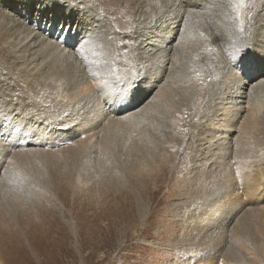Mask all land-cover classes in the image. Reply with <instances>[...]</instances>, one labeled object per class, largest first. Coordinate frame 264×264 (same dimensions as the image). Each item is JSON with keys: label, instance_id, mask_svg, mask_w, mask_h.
<instances>
[{"label": "rangeland", "instance_id": "1", "mask_svg": "<svg viewBox=\"0 0 264 264\" xmlns=\"http://www.w3.org/2000/svg\"><path fill=\"white\" fill-rule=\"evenodd\" d=\"M12 1L16 0H2L0 12L8 13L19 21L27 17L26 26L31 27L35 21L36 10L30 9V14L24 17V12H16L17 5H12ZM20 1L22 3L26 0ZM27 1L38 6L41 4L40 0ZM44 1L46 3L43 9L46 8L47 12L44 18H38V22L42 24L40 27L45 28L52 19L54 23L48 26H52L54 30L59 28L62 36H78L77 44L89 40L85 45L87 63L79 66L80 63L68 60L48 46L42 53V64L34 71L28 72L19 54L17 56L9 53L7 49L17 35L18 28L12 23L7 26L4 20H0V106L2 104L5 109L0 111L1 130L19 115L17 111L23 113L21 110L25 104L31 111L44 113H50L52 109L63 106L68 92L89 68L101 74L100 76L107 77L113 70L116 71V68L120 69L122 66L123 73L130 74L129 80L124 82L126 85L133 83L129 92H135L139 87L138 81H142L146 76V73L142 74L145 68H142L139 50L148 44L149 36L164 34L163 29L168 28L169 17L166 13L157 12L173 2ZM194 1L183 0L184 4H187L183 8L186 14L179 27L182 40L176 49V62L173 65L178 78L171 83L168 103L154 114L156 119L151 120L152 125H141L143 130L139 125L140 130L136 127L131 135L124 134L125 132L122 134V131L103 134L105 150L101 152L91 143H86L83 146L76 145L66 155L61 153L45 160L41 153L48 149L47 147H29L35 150L29 160L17 159L6 168L4 174L3 170L0 172L1 264H187L186 258L189 255L186 256V252L191 251L196 254L195 257H201L203 251L197 245H190L195 241V244L200 243L196 230L201 227V231H204L202 227L205 226L206 229L207 225L206 220L202 224L198 221L201 220V205L198 201L202 197H212L203 195L201 191L215 188L216 185H213L215 180L199 176V171L205 173L204 166H197L193 159L195 133L202 124V130L207 124L202 123L205 118H200L199 113L207 101H213L216 105L221 100H212L216 88L214 84L217 85L222 80L221 75L227 70L226 67L238 76L244 75L246 70L243 68H250L249 64L256 62L258 67L255 68V64L253 70L263 67L264 55L260 49L264 45V0H245L243 31L240 30L239 21L235 20L232 8L235 0ZM56 8L58 12L54 13ZM120 11L122 17L118 15ZM139 12L151 15L141 17ZM5 17L9 18L8 15ZM80 23V31H77ZM43 31L40 28L36 30L37 33ZM46 32L44 31V34ZM76 32L78 35H75ZM47 36L50 37L49 34ZM57 37L58 35L55 38ZM156 37L152 38V43ZM176 37L179 38L178 35ZM177 38L173 42L174 45L178 42ZM244 45L247 47L243 48ZM63 46L65 44L61 45ZM238 48L241 51L236 53ZM234 53L235 59H231ZM228 61H231V64ZM134 71L136 75L132 76ZM108 77L110 80L106 79L107 81L116 83L113 75ZM238 84L239 81H236L234 88H237ZM6 91L11 95L10 98L22 95L19 98L21 102L11 103L15 109L7 107ZM262 93L258 98L261 101L264 98ZM103 94L101 93V96ZM139 95L142 97L143 94ZM149 96L150 94L146 96L144 102ZM227 96L229 93L222 95L220 91V97L225 99ZM215 109L216 106L213 105L208 111V119L213 118ZM175 115H178V118ZM262 115L264 116V113ZM19 116L26 120L33 119L24 113ZM170 116L174 117L170 120L178 119V130L176 127L162 124L167 122ZM56 123L61 124L58 121ZM58 126L64 127L61 128L62 133L69 132L66 131L67 125ZM262 127L260 137L264 139V123ZM55 131L53 128L52 132ZM83 133L85 132L77 133L75 141L80 137L84 138ZM134 144L137 146H133ZM140 145L148 147L151 151L141 150ZM62 147L63 145L57 146L55 149ZM141 152L144 153V158ZM160 156L163 157L164 164L161 163ZM137 162L145 166L140 173L137 172ZM157 167L161 169L158 172ZM195 192L198 193L197 196ZM190 202H194L193 205H189ZM260 206L263 207L264 202L260 203ZM207 229L210 230L209 225ZM239 232L243 236L245 246L255 248L254 242L258 235L253 226L245 224ZM182 248H188L184 255L179 253ZM221 250L223 257L208 261L213 263L207 264H223L226 260L228 263L229 260L225 256L236 261L240 259L238 264H264V258L258 250H253L254 256L249 257V254L244 252L245 249H238L230 238L223 242ZM244 255L248 257L243 258Z\"/></svg>", "mask_w": 264, "mask_h": 264}, {"label": "bare ground", "instance_id": "2", "mask_svg": "<svg viewBox=\"0 0 264 264\" xmlns=\"http://www.w3.org/2000/svg\"><path fill=\"white\" fill-rule=\"evenodd\" d=\"M138 1L139 0H134V3H137ZM189 1L195 2L194 0ZM236 2L237 0H235L234 3ZM40 3V6L35 5L33 2L30 3L27 0L22 3L20 0H16L11 3L12 5H17L16 12L19 10L20 14L24 12V17H26L27 14H30V9L36 10L34 14L35 21L33 24L31 23V27L26 26L27 17L23 18L22 21H19L8 13H4L3 11L0 12V20H4L7 26L12 23L14 27L18 28L17 35L14 36L13 40L7 47L8 52L14 53L17 56L19 54V57L24 60V64L26 65L22 64L28 69V72L34 71L42 64V53L48 46H50L54 52L58 51L60 55L65 56L68 60H72L74 63H80L79 66H82L83 64L86 65L85 61L82 60L80 55L74 50L75 46L80 45V42L77 44L78 36L76 37L69 34L66 37L64 35L62 36V33L58 31L59 28L54 30L52 26H48L54 23L52 19H50L49 24L45 28L40 27L42 24L38 22V18L40 16L41 18H44L47 12L46 8L43 9V5L46 2L40 0ZM1 4L2 0H0V11L2 10ZM185 5L187 4H184L183 0H173L169 6H165L158 10L157 14L166 13V16L169 17V22L167 24L168 28L163 29L164 34L162 35L157 37L149 36L147 39L148 44L145 46L143 45L144 47L139 50L142 59V68H145L142 71V74L146 73V76L142 81H138L139 87L135 92H129V88H131L130 86L133 85V83H128V85H126L124 81H115L116 83L111 82L114 90L109 92L105 88L103 79H109L108 76L111 74H107V77H102L99 73H97L96 76H92L89 74V71H84L85 73L82 72L84 73L82 78H78V82L76 81L77 83L75 82L76 84H73L74 87L66 95V103L62 104L63 106L52 109L50 113H44L43 111H31L28 105L25 104V107H22L24 109H22L21 112H23L24 115H28V117H33V119L29 120L24 119L23 116H19L20 114L23 115V113L17 111V114L19 115L14 118L12 117V122L5 125L2 130L0 129V172L3 170L4 174L6 168L15 163L17 159L24 161L29 160L32 154L35 153V150L29 147H47L48 149L41 153L44 155L43 157L45 160L58 154L60 155L61 153L66 155L67 152L76 145L83 146L84 144L86 145V143H91L94 148L99 150H97L98 152H101L105 150V146L103 145V134L111 131H122V134L125 132L124 134L127 133L131 135L139 125L141 130L144 129H142L141 125H145L146 123L152 125L151 120L153 118L154 120L156 119L154 114L157 113L159 109L161 110L164 104L168 103L167 99L171 83L178 78V76L175 75L173 65L174 62H176V49L182 40V32L179 31V27L184 14H186V11L183 9ZM120 10L123 11L124 9ZM244 10L245 7L241 9V20H243L244 17ZM121 11L118 13L120 16L122 15ZM172 11L174 12L170 13ZM55 12H58V8L55 9L54 13ZM7 15L9 18L5 17ZM139 15H141V17L147 15L149 17L151 13L142 14L139 12ZM81 25L82 23L78 25L76 29L77 31H80L78 28H80ZM39 28L47 32L45 34L44 31L42 33H37L36 30ZM179 32L181 35L178 34ZM48 34L50 37L47 36ZM79 34L81 35V32ZM57 35L58 37L55 38ZM75 35H78V33L76 32ZM177 35L179 38L176 37ZM154 37L156 38L152 43V38ZM176 38L178 39V42L174 45L173 42ZM63 44H65V46L61 47ZM86 51L87 50L85 49V55L87 54ZM37 52L41 53L37 54ZM260 52H263L264 55V45L260 49ZM228 63L231 64V61H228ZM228 63L225 64L224 67H226ZM168 64L170 65L169 69L167 67ZM255 64L256 62L253 63V65L249 64L250 68H243L246 70V72H243V76L242 74L238 76L237 73H233L232 69L229 70L228 67H226L227 70L221 75L222 80L220 81L222 87H220V81H217L218 84H214V86H216L215 93L211 91L214 93L212 100H215L216 98H220L221 100L216 105L213 101H207L206 106H204L199 113L200 118H205L202 123L206 122L207 124L205 125L206 127H204V130L201 129L202 124L195 133L196 138L193 139L195 144V154L193 159L195 163H197V166H204L205 173H200L199 171V176H205L206 179L209 178V180H215L213 185H216V187L212 189L207 188L201 191L203 195L207 194V197L208 195L212 196L210 198L202 197L203 200H200L199 198L198 201L201 205L200 214L202 216H199L201 220L198 221H201L202 224L206 220L207 225L206 229L205 226L202 227L204 228V231H201V227L199 230H196L198 232L196 233V237L200 243L195 244V241L193 242L194 244L190 245H197L203 252L200 254L201 257H195L196 254H192L191 251L190 253H185V250L188 248H182L180 250L182 252L179 251V253L182 255L185 253L186 256L187 254L189 255V257L186 258L187 264H207L208 261L218 259L222 256V244L227 238H230L238 249L244 248V252L248 253L249 257L254 256L252 255L253 250H258L264 258V206H260V203L264 202V139L260 137V131L262 130L264 123V116L262 115V113H264V98L263 101L258 99L259 94L264 92V65L259 70H253ZM85 67L86 66L83 68L85 69ZM257 67L256 64L255 68ZM77 69L78 68H75V70ZM78 70L81 71V69ZM123 72L124 70L121 66L120 69L116 68L115 74L121 77L130 75L126 72L124 74ZM114 77L115 76H113V79ZM236 81H239V84L237 85V88H234ZM108 82L110 83V81ZM121 88H123L124 91L117 94ZM220 91H222V95L229 93V96L225 99L220 97ZM101 93L104 94L101 96ZM141 93L143 94L142 97L139 95ZM149 94L150 96L147 101L144 102L146 96ZM2 95H4V93ZM6 95L8 96V98L5 99L8 101L6 103L7 107L10 106L11 109H15L14 105L13 107L11 106V103L13 101H16L17 103L21 102L19 98L22 97V95L17 97L18 99L16 97L10 98L9 96L11 95L8 91L5 92V96ZM211 97L209 98L211 99ZM213 105L216 106L213 113L214 116L212 115L213 118L210 117V119H208V111ZM0 109V111L5 110L3 109L2 104ZM36 115L38 116L36 117ZM175 116L178 118V115ZM172 118L174 117H168V121H162V124L164 126L169 125L173 128L176 127L178 130V119L170 120ZM57 121L61 124H57ZM58 125H67L68 128L66 131L69 132H66L65 134L62 133L61 128L64 129V127L61 126L59 128ZM46 127L48 129H46ZM139 127L137 129H139ZM53 128L56 130L55 132H52ZM45 131H47V140L45 137ZM71 131H75V133H70ZM80 131L85 132L83 133L84 138L79 136L81 139L78 137L79 139L75 141L78 135L77 133ZM43 140H45V142ZM62 145V148L55 149L57 146L61 147ZM133 146L136 147L137 145L134 144ZM142 146L140 145V148ZM51 147H54L55 150H50ZM142 149H145L144 151L146 152L151 151L148 147H142L141 150ZM141 154H143L144 158V153L141 152ZM197 156L198 158L196 159ZM160 157L162 158L161 163L164 164L162 162L163 157ZM137 164L139 165L138 162ZM60 166H62V164ZM133 166L131 165V167ZM137 167L138 171H136L138 173L142 172L145 168L143 164H140ZM159 170L161 169L157 167L156 172ZM215 175L216 177H214ZM195 193V196H197L198 193ZM192 198L194 199V196H192ZM197 199H195V203L197 202ZM192 203L194 202H190L189 205H193ZM177 205L183 207L180 204ZM232 223H234L233 226ZM245 224L252 225L254 231L258 235V238L254 242L255 248L253 249H251L253 246L251 248H249L250 246H245L242 240L243 236H241L239 232L241 227L245 226ZM208 225L210 226V230L207 229ZM207 243H209V245ZM247 244L249 245V243ZM244 257L246 256L244 255L243 258ZM225 258L228 259L229 262L226 263V260L223 264H238L240 261V259L239 261H236L235 259H229L226 256ZM246 260L248 261V259ZM263 261L264 260H262V262Z\"/></svg>", "mask_w": 264, "mask_h": 264}, {"label": "snow or ice", "instance_id": "3", "mask_svg": "<svg viewBox=\"0 0 264 264\" xmlns=\"http://www.w3.org/2000/svg\"><path fill=\"white\" fill-rule=\"evenodd\" d=\"M244 7H245V0H237V2L234 3V4L232 5L233 10L235 11V20H236V21H239V25H240V30H241V31H243V27H242V25H243V20H241V9H243ZM89 42H90L89 40H84V41L81 42V44H80L78 47H76V48L74 49V50L76 51V53H77L78 55H80L81 59L85 61V63H87V57H86V55H85V45H87ZM242 47H243V48H246L247 45H244V46H242ZM240 51H241V49L238 48V49L236 50V53H239ZM236 53L232 54L230 58H231V59H235V55H236ZM241 58H242V56H241ZM241 58H240V59H241ZM88 71H89V74L92 75V76H96V75H97V73L93 72V71L91 70V68H89ZM111 75L115 76V79H116L117 81H126V80H129V76H128V75H125V76L121 77V76H119V75H116L114 70L111 72ZM135 75H136V73H135V71H134V72L132 73V76H135ZM197 76H199V73H197ZM103 83H104V85H105V88H106L109 92H111V91L114 90L112 84L109 83L107 80L103 81ZM123 91H124L123 88H121V89L118 91L117 94H120V93H122Z\"/></svg>", "mask_w": 264, "mask_h": 264}]
</instances>
